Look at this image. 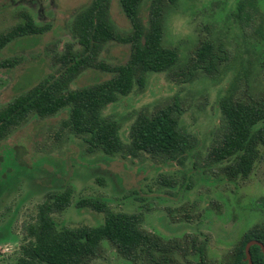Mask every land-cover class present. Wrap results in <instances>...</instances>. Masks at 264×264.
<instances>
[{
	"label": "rangeland",
	"instance_id": "1",
	"mask_svg": "<svg viewBox=\"0 0 264 264\" xmlns=\"http://www.w3.org/2000/svg\"><path fill=\"white\" fill-rule=\"evenodd\" d=\"M240 1L177 0L166 11L163 39L166 45L179 50L177 65L167 72L146 74L143 88L134 87L129 95L103 111L105 117L119 122L120 137L128 144L130 126L139 113L150 115L177 103L180 128L195 142L183 163L144 153L112 157L88 153L82 140L62 126L68 109L47 118L31 116L0 142V169L5 160H11L10 153L13 161L25 169L0 194V228L9 224L11 237L0 244V264L18 251L22 226L34 217L45 191L62 189L64 183L73 190L72 203L81 197L101 196L114 211L141 212L145 231L180 242L175 264H195L190 251L192 241L195 247L204 246L208 261H226L240 235L253 225L264 223V145L260 147L259 161L245 180H229L222 170L225 164L215 163L210 155L216 144L213 142L222 134L217 102L231 73L215 80L200 70L192 71L197 43L208 39L227 51L228 62L233 65L248 60L251 92L264 94V40L256 32L261 25L264 35V0L246 3V11L253 17L249 25H242L237 12ZM89 2L0 0V33L20 22L19 11L29 12L39 25H50L46 33L16 39L0 51V64L16 61L11 67L0 66V108L42 78L58 74L65 46L78 47L71 33L73 18ZM148 8L149 0L141 10L144 20ZM110 15L117 28L127 31L129 24L118 0H112ZM129 53L128 45L109 43L101 58L120 64ZM110 77L101 70L86 69L71 88L94 85ZM240 91L245 92V85ZM52 217L67 227L103 222L100 214L77 210L74 205ZM89 264L131 263L112 244L102 241Z\"/></svg>",
	"mask_w": 264,
	"mask_h": 264
},
{
	"label": "trees",
	"instance_id": "2",
	"mask_svg": "<svg viewBox=\"0 0 264 264\" xmlns=\"http://www.w3.org/2000/svg\"><path fill=\"white\" fill-rule=\"evenodd\" d=\"M118 1L129 24L127 31L117 28L112 21V0H90L86 7L77 11L71 26L77 49L66 45L61 55L62 69L57 75L42 78L0 108V142L31 116L47 118L68 109L62 126L82 140L88 153L100 152L108 157L144 153L183 163L195 142L180 128L177 103L150 115L139 113L130 126L128 144L120 137L119 122L103 115L106 106L129 95L134 87L143 88L146 74L170 71L180 58L179 50L166 45L163 40L166 11L173 8L177 0H149L145 20L141 18V10L147 0ZM249 1L241 0L236 6L242 25H249L253 19L246 11ZM254 6L252 4L253 9ZM17 16L20 22L0 33V51L16 39L42 35L50 29L49 24H37L27 11H19ZM256 32L264 40L261 25L257 26ZM109 43L129 46L130 53L125 62L110 64L101 58ZM15 63V60H5L0 66L11 67ZM192 64V71L200 70L215 80L231 73L217 102L222 134L217 142H213L216 144L210 155L215 163L225 164L222 170L229 180H245L259 161L260 147L264 145V94L258 96L251 92L249 61L233 65L228 62L223 47L202 39L197 43ZM86 69L101 70L111 77L94 85L72 89V82ZM242 85H245V92L240 91ZM11 155L8 154L10 161L7 159L4 165L1 164L0 194L25 170ZM98 183H101L100 179ZM62 187L45 191L34 217L22 226L18 251L4 264H89L102 241L112 244L131 264H175V252L181 249L180 242L145 231L141 212L114 211L108 200L101 196L81 197L72 203L71 186L64 183ZM72 205L77 210L89 209L100 214L103 222L78 227L58 224L52 215L62 214ZM8 229L9 224L0 228V244L11 238ZM253 240L264 246V223L253 225L242 233L227 260L221 263L208 261L204 246L195 247L193 241L190 251L195 264H247L245 246ZM249 251L252 264H264L260 247L254 245Z\"/></svg>",
	"mask_w": 264,
	"mask_h": 264
},
{
	"label": "water",
	"instance_id": "3",
	"mask_svg": "<svg viewBox=\"0 0 264 264\" xmlns=\"http://www.w3.org/2000/svg\"><path fill=\"white\" fill-rule=\"evenodd\" d=\"M253 245H257V246L260 247V249L262 251V254H263V258H264V246L258 241H250L245 246V256H246L247 264H252L249 250H250V247L253 246Z\"/></svg>",
	"mask_w": 264,
	"mask_h": 264
},
{
	"label": "flooded vegetation",
	"instance_id": "4",
	"mask_svg": "<svg viewBox=\"0 0 264 264\" xmlns=\"http://www.w3.org/2000/svg\"><path fill=\"white\" fill-rule=\"evenodd\" d=\"M253 241H255V240H253ZM250 242V241H249ZM262 244V243H261ZM263 245V244H262ZM254 246V245H253ZM257 246V245H256ZM252 247V246H251ZM259 247V246H258ZM261 250V249H260ZM262 252V251H261Z\"/></svg>",
	"mask_w": 264,
	"mask_h": 264
}]
</instances>
